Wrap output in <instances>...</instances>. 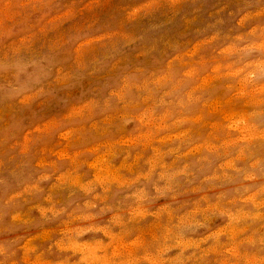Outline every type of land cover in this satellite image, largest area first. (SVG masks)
<instances>
[{"label":"clouds","instance_id":"9594fccd","mask_svg":"<svg viewBox=\"0 0 264 264\" xmlns=\"http://www.w3.org/2000/svg\"><path fill=\"white\" fill-rule=\"evenodd\" d=\"M0 0V264H264V0Z\"/></svg>","mask_w":264,"mask_h":264},{"label":"rangeland","instance_id":"374dc122","mask_svg":"<svg viewBox=\"0 0 264 264\" xmlns=\"http://www.w3.org/2000/svg\"><path fill=\"white\" fill-rule=\"evenodd\" d=\"M137 0H106L105 6L100 11L94 13L102 23L111 22L119 18L123 9L133 6ZM217 0H184L180 11L173 14L170 11L150 15L135 26L134 30L138 32H147L153 25H162V32L175 33L183 27L181 17L191 18L193 15L199 14L201 18L205 17L210 9L216 6Z\"/></svg>","mask_w":264,"mask_h":264}]
</instances>
